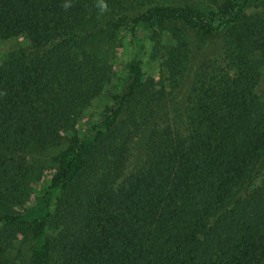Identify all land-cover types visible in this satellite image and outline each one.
Segmentation results:
<instances>
[{"label": "trees", "instance_id": "16d2710c", "mask_svg": "<svg viewBox=\"0 0 264 264\" xmlns=\"http://www.w3.org/2000/svg\"><path fill=\"white\" fill-rule=\"evenodd\" d=\"M95 1L102 0H0V39L26 37L38 53L29 59L22 49L0 61V264L14 236L28 231L32 264H54L55 247L60 264H264V102L255 91L264 12L223 40L214 73L188 94L183 127L124 117L142 87L146 33L172 21L220 32L240 23L251 0L213 14L144 9L130 18L133 55L121 89L88 130L74 132L110 81L102 46L136 0H110L127 11L112 7L106 16L95 14ZM152 91L146 102L158 104L166 93ZM145 129V160L130 168ZM63 132L72 136L49 184L21 201L28 186L19 182L31 174L26 154Z\"/></svg>", "mask_w": 264, "mask_h": 264}, {"label": "rangeland", "instance_id": "374dc122", "mask_svg": "<svg viewBox=\"0 0 264 264\" xmlns=\"http://www.w3.org/2000/svg\"><path fill=\"white\" fill-rule=\"evenodd\" d=\"M233 1L235 0H136L131 10L128 11L130 14L127 12L124 22L118 27L117 36L112 44L102 46V50H105V54L111 61L110 81L102 94L83 112L74 132L88 130L95 119L111 103L113 95L121 89L124 83L126 65L133 55V44L129 38L130 18L155 4L190 7L196 12L213 14ZM93 4L92 9L97 10L95 14L99 16L108 15V10L113 8L116 9V15L125 14L127 11L124 10L125 6H117L110 0L95 1ZM263 12L264 0H251L238 25L210 35H205L182 21H172L149 30L146 33L147 51L142 65L144 72L142 87L134 100L130 102V106H127L124 117H131L136 114V117L141 120L140 117L144 114L147 116L154 115L158 119L161 118L162 121L167 120L186 127L188 123L186 107L188 94L195 85L209 79L214 73L216 69L215 56L221 52L223 40L226 41L232 35L237 34L256 15ZM80 37L81 35H77V38ZM233 38L234 36L230 40ZM22 49H28L29 59L37 57V51L33 49L32 43L26 37L13 36L0 39V61ZM155 88L157 91H164L169 95L165 94L167 98L164 96L158 104L157 102L154 103L156 98L147 104L149 101L147 99L152 94L156 95L152 91ZM255 91L264 102V67L260 70ZM145 131L146 129L132 144L130 168L142 164L145 160L148 134ZM71 136L72 132H63L62 137L53 144L38 148L33 147L28 151L26 159L31 172L30 182L28 184L26 181L19 182V186H28L25 196H21V201L27 203L30 200L33 201L42 188L49 184L53 173L56 171L54 158L70 143ZM52 239H54V234H52ZM33 242L31 231L14 236L7 249L6 257L3 258L4 264H32ZM54 264H60V252L56 247Z\"/></svg>", "mask_w": 264, "mask_h": 264}]
</instances>
